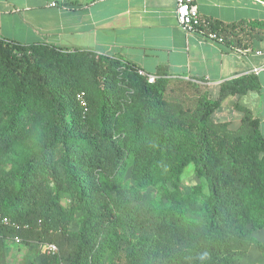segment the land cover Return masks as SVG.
I'll return each instance as SVG.
<instances>
[{"label": "trees", "instance_id": "obj_1", "mask_svg": "<svg viewBox=\"0 0 264 264\" xmlns=\"http://www.w3.org/2000/svg\"><path fill=\"white\" fill-rule=\"evenodd\" d=\"M208 22L225 43L228 27ZM248 25L264 40V20ZM145 74L154 82L94 51L0 39V213L11 221L0 224V264L16 239L57 247L36 264H235L252 248L264 257L254 235L264 229L262 119L236 103L237 131L213 121L229 97L260 90L257 75L186 107L174 94L203 86ZM189 167L197 183L185 191Z\"/></svg>", "mask_w": 264, "mask_h": 264}, {"label": "crops", "instance_id": "obj_2", "mask_svg": "<svg viewBox=\"0 0 264 264\" xmlns=\"http://www.w3.org/2000/svg\"><path fill=\"white\" fill-rule=\"evenodd\" d=\"M197 4L204 22L228 27L222 33L224 44L199 33L187 36L177 19V0H0V39L94 51L131 63L143 73L188 81L205 90H219L222 83L264 64V40L253 41L248 25L264 20V0ZM242 21L246 31L238 35ZM257 77L261 90L264 77ZM248 94L229 97L222 108L228 100L236 110V103L248 108L242 104Z\"/></svg>", "mask_w": 264, "mask_h": 264}, {"label": "rangeland", "instance_id": "obj_3", "mask_svg": "<svg viewBox=\"0 0 264 264\" xmlns=\"http://www.w3.org/2000/svg\"><path fill=\"white\" fill-rule=\"evenodd\" d=\"M260 74L264 77V70L261 71L259 75ZM183 88H185V90L183 89V94L178 91L171 99L182 102L186 107L195 106L198 100L197 96L201 98L208 96L211 99H215L219 93V90L216 88H209V90L203 88ZM178 94H182L180 95L181 97H176ZM242 104H245L251 109L252 116L262 119L264 131V87H261L260 91H250L249 94L244 97ZM223 106H225V108H221L220 111L214 115L213 121L227 124V129L231 132L237 131L242 125V113L232 108L229 100ZM195 183H197V180L193 173V168L189 167L183 175L184 190L188 191L191 185ZM72 228L73 230H77L75 224H73ZM254 235L264 243V229L260 232H255ZM41 252H43L42 246L37 243L25 245L23 243H18L16 240H8L4 248L5 264H36L40 261ZM235 264H264V257L257 249L252 248L247 256L237 259Z\"/></svg>", "mask_w": 264, "mask_h": 264}, {"label": "built area", "instance_id": "obj_4", "mask_svg": "<svg viewBox=\"0 0 264 264\" xmlns=\"http://www.w3.org/2000/svg\"><path fill=\"white\" fill-rule=\"evenodd\" d=\"M177 19L179 22V26L181 30L188 36L191 34L199 33L206 37L209 40L217 41L219 43H224L222 37L217 36L214 32H207L210 27V24L204 22L200 16L199 7L197 4V0H177ZM258 54L262 55V52ZM264 70V64L259 67H254L248 75H259L261 71ZM141 73L148 77L149 82H154L155 77L149 76L141 71ZM81 104H85L83 94L78 96ZM10 219L7 216H4L0 213V224L9 225ZM18 243H20L19 239H16ZM42 250L44 253H57L58 249L54 245H45L42 246Z\"/></svg>", "mask_w": 264, "mask_h": 264}]
</instances>
